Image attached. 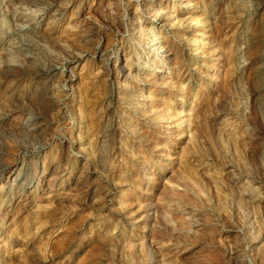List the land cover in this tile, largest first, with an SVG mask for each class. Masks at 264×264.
Returning a JSON list of instances; mask_svg holds the SVG:
<instances>
[{"label":"rangeland","instance_id":"obj_1","mask_svg":"<svg viewBox=\"0 0 264 264\" xmlns=\"http://www.w3.org/2000/svg\"><path fill=\"white\" fill-rule=\"evenodd\" d=\"M18 1L0 0V264H264V0ZM46 6L37 55L12 52L18 17ZM134 6L166 40L162 71L141 69Z\"/></svg>","mask_w":264,"mask_h":264},{"label":"bare ground","instance_id":"obj_2","mask_svg":"<svg viewBox=\"0 0 264 264\" xmlns=\"http://www.w3.org/2000/svg\"><path fill=\"white\" fill-rule=\"evenodd\" d=\"M14 1H18V0H14ZM23 0H19L18 2L19 3H21ZM25 1V0H24ZM45 1V0H44ZM61 1V0H60ZM62 1H64V0H62ZM70 1V0H69ZM144 1V0H143ZM36 6H38V4H39V2H37L36 0H34V1H32ZM41 2V1H40ZM43 2V1H42ZM49 2H51V1H49ZM65 2V1H64ZM145 2V1H144ZM45 3H48V2H45ZM53 3V2H52ZM66 3H67V1H66ZM69 3V2H68ZM73 3V2H72ZM18 4V3H17ZM23 4V3H22ZM145 4V3H144ZM149 4V3H148ZM40 5V4H39ZM48 5V4H47ZM52 5V4H51ZM68 5V4H67ZM82 5V4H81ZM137 5V4H136ZM141 5V4H140ZM151 5V4H150ZM32 6V5H31ZM57 6V5H56ZM64 6V5H63ZM142 6V5H141ZM57 7H59V6H57ZM134 7H136V6H134ZM138 7V6H137ZM137 7L136 8H134V13L136 12L135 10L137 9ZM148 7V6H147ZM185 7V6H184ZM188 7H192V5L191 4H188ZM76 8V7H75ZM57 10H58V8H56ZM48 7L46 6L45 8H39V7H36V8H34V10H32V11H28V12H24V13H22V15L21 16H19L18 17V21L19 22H16V27H15V32H14V37L12 38V41H11V51L12 52H17L18 54L19 53H21V55H23L24 57H29V58H34L37 54H35V52H36V50H35V52H34V49H35V46H34V44L35 43H33V42H38V41H40L39 40V38H40V35L41 34H39L38 33V29L39 28H41V24H42V22L44 21V19L47 17V15H48ZM62 10V9H61ZM74 10V9H73ZM51 11V10H50ZM56 10H54V12H53V15H54V13H56V14H58V15H60V20H65L66 18H68L67 16H66V14H65V10H62L61 12H59V11H57V12H55ZM79 11V10H78ZM146 11H148V10H146ZM145 11V12H146ZM141 12V11H140ZM145 12H143V13H145ZM150 12L152 13V14H149V15H151V17H153L154 19H157V20H160L161 19V21L165 18V12L163 13L162 12V7L160 6V5H158L157 4V6L156 7H154V8H152V10H150ZM19 13H21V11H19ZM69 13V12H68ZM71 14H72V12H71ZM138 14V13H137ZM136 13H135V15H136V20H137V25H138V29H137V31H135L136 30V28H135V32H138V41H137V43L139 44V46H141V48H142V51H140L141 53H143V54H141V55H143L144 56V58H146V59H148L149 60V58L151 57V59H150V61H151V64H148V63H146L145 61H144V63H145V65H144V67L145 68H141V69H145V71H146V69H147V71L149 72V71H155V70H157V71H162V68H161V66H164L163 64H164V58L166 57V55H165V53H163V52H165L166 51V40L163 38V36H160L159 35V33H157V31H155L153 28V26H154V23H153V21L152 20H149V19H144V21L145 20H148V23H146L147 25L146 26H148V27H145V26H143V20H142V18H140L141 17V14H139V15H137ZM146 14V13H145ZM168 14H169V12H168ZM9 15V14H8ZM80 17H82L80 14H77V15H75V16H73L72 18H73V21L71 20V18H68L67 19V23H66V25H64L65 27L63 28V30L62 31H72L73 30V32L76 30L75 28L76 27H78V26H76L78 23H79V18ZM53 18V17H52ZM57 18V17H56ZM167 18V17H166ZM47 20V19H46ZM81 21V20H80ZM84 21V20H83ZM119 21V20H118ZM117 21V22H118ZM133 21V20H132ZM46 22V21H45ZM64 22V21H63ZM94 22V21H93ZM120 22V21H119ZM14 23V22H13ZM123 23V22H122ZM122 23H121V25H122ZM145 23V22H144ZM80 24V23H79ZM113 24H115V23H113ZM117 25V24H116ZM119 25V24H118ZM200 26V23H199V25H198V27ZM116 27V26H115ZM171 27V26H170ZM98 28H101V27H98ZM119 28H121V27H119ZM56 29V28H55ZM104 29V28H103ZM109 29V28H108ZM132 29H134V28H132ZM177 29V28H176ZM101 30V29H100ZM115 30H116V28H115ZM119 30V29H118ZM122 30V29H121ZM127 31V30H126ZM125 31V32H126ZM79 33L80 31L78 30H76V32L73 34V36H75V34L76 33ZM118 32H120V31H118ZM123 32V31H122ZM130 32V31H129ZM128 32V33H129ZM41 33V32H40ZM60 33V32H59ZM67 33V32H66ZM69 33V32H68ZM65 34V33H64ZM80 34V33H79ZM122 34V33H121ZM130 34V33H129ZM133 34V33H132ZM47 35H49V34H47ZM60 35H61V33L59 34V37H60ZM66 35V34H65ZM64 35V36H65ZM68 35V34H67ZM78 35V34H77ZM131 35V34H130ZM51 36V35H50ZM71 37H72V35H70ZM132 36V35H131ZM135 36V35H134ZM66 37H68V36H66ZM125 37V36H124ZM63 38V37H62ZM70 38V37H69ZM74 38V37H73ZM79 38V37H78ZM133 38V37H132ZM130 39V38H129ZM134 39V38H133ZM63 40V39H62ZM70 40V39H69ZM79 40V39H78ZM67 41V40H66ZM77 42V41H76ZM79 42V41H78ZM122 42V41H121ZM134 42V41H133ZM40 43V42H39ZM70 44H72V43H70ZM75 44V43H74ZM73 44V45H74ZM80 44V43H79ZM143 45H145V46H143ZM195 45H198L197 43L195 44ZM72 46V45H71ZM75 47V46H74ZM77 47V46H76ZM137 48H138V46H137ZM79 49V48H78ZM83 52L81 51V50H73V48L72 49H70V51L69 52H67L65 55H64V57H62V61H55V60H53V59H51V61L52 62H50L49 64H48V70L49 71H55V70H60V74L64 71V70H68V67H67V65H66V63L67 62H77L81 57H82V54ZM128 56V55H127ZM111 57V56H110ZM115 57V56H114ZM118 57V56H117ZM53 58V57H52ZM124 58V57H123ZM131 58V57H130ZM107 60V59H106ZM113 60V59H112ZM130 60V59H129ZM55 61V62H54ZM116 61V60H115ZM91 62V61H90ZM93 63V62H92ZM106 63V62H105ZM121 63V62H120ZM91 64V63H90ZM108 64H109V62H108ZM89 65V64H88ZM92 65V64H91ZM121 65V64H120ZM131 62H129V61H127V58L124 60V62H123V64L119 67V69H118V75H120V78L122 77V78H124L123 79V81L121 82V86L123 87V88H126V90H127V88H129V79H130V75H131ZM106 66V65H105ZM108 66V65H107ZM113 66L114 67H116V64H113ZM93 67V66H92ZM98 67H100V66H98ZM88 69V68H87ZM91 69V68H90ZM114 69H116V68H114ZM97 70V69H96ZM100 70H101V68H100ZM92 71V70H91ZM95 72V71H94ZM98 72V71H97ZM101 71H99L98 73H100ZM116 73V72H115ZM158 73V72H157ZM70 75H71V73H70ZM73 75V74H72ZM96 75H97V73H96ZM91 76H92V74H91ZM95 76V75H94ZM118 77V76H117ZM136 78V77H135ZM119 80H121V79H119ZM120 86V85H119ZM62 87V89H64V88H67V87H65V85H63V86H61ZM118 87V86H117ZM124 90V89H123ZM122 90V91H123ZM129 91V90H128ZM125 93V92H124ZM116 98V97H115ZM119 98V97H118ZM120 99V98H119ZM124 99V98H123ZM125 100V99H124ZM9 115H11V114H9ZM124 116V115H123ZM190 119V118H189ZM28 121V122H27ZM26 122H25V126H28V125H30L31 123L29 122L30 120H27ZM18 123V122H17ZM23 123V122H22ZM27 123H28V125H27ZM34 124V123H33ZM29 127H32V126H29ZM23 128H25L24 126H23ZM28 128V127H27ZM25 129V130H28V129H30V128H28V129ZM194 139H197V138H194ZM196 141V140H195ZM194 142V141H193ZM183 149V148H182ZM186 149V148H185ZM184 149V150H185ZM180 151V150H179ZM183 151V150H182ZM183 153H184V151H183ZM188 153V152H187ZM179 156H180V153H179ZM183 156V155H182ZM188 157V156H187ZM186 158V157H185ZM139 164V163H138ZM145 167V166H144ZM177 167H179V164H178V166ZM181 167L182 166H180V169H181ZM141 168V167H140ZM191 168V167H190ZM177 169H179V168H177ZM179 169V170H180ZM183 169H187L188 170V166L187 167H185L184 166V168H182V170ZM140 170V169H139ZM178 170V171H179ZM181 170V171H182ZM187 170H186V174H185V176H187L188 174H187ZM183 171H185V170H183ZM182 171V172H183ZM182 172H180V173H182ZM183 174V173H182ZM20 175L21 174H18V178L20 177ZM184 175V174H183ZM188 177V176H187ZM167 181V185L169 184L168 183V180H166ZM165 181V182H166ZM192 181V180H191ZM173 182V181H172ZM171 183V182H170ZM186 183V182H185ZM174 184V183H173ZM172 183H171V185H170V189L169 188H167V191H165V194L167 193V195L165 196V198L164 197H162V195H164L163 193H162V195H161V197H162V199H164V203H166V204H168V205H171V203L173 204H175V206L176 207H174V209H177L179 212H181V213H183V214H185L186 213V215H187V213H193V210H189V211H187L188 210V208H185V207H183L184 205H182V201H181V197L182 196H180V194L179 193H181V192H177L176 191V189H179L180 188V186L181 185H179V188H178V186H176V184L175 185H173ZM27 185V184H26ZM169 186V185H168ZM135 187V186H134ZM186 189L185 187H183L182 186V189ZM165 189H164V186H163V191H164ZM181 191V190H180ZM160 192V191H159ZM184 192H185V190H184ZM186 192H187V190H186ZM185 192V193H186ZM161 193H159V195H160ZM178 196V198L176 199V198H172V196H175V197H177ZM171 196V197H170ZM185 196V195H184ZM128 197V196H127ZM134 197V196H133ZM187 196H185L184 198H186ZM157 199H158V197H157ZM159 200V199H158ZM177 200V201H176ZM188 200V199H187ZM160 201V200H159ZM186 201V200H185ZM143 202V201H142ZM142 202H140V203H142ZM181 202V203H180ZM133 203V202H132ZM157 203H159V202H157ZM185 203V202H184ZM239 203V202H238ZM161 206L163 205L164 206V204H162V202L161 203H159ZM173 204V205H174ZM186 204H188L187 202H186ZM185 204V205H186ZM129 205V204H128ZM156 205V204H155ZM154 205V206H155ZM138 206H139V204H138ZM142 206V205H141ZM153 206V207H154ZM158 206V205H157ZM157 206H156V208H157ZM160 206V207H161ZM190 207H192V205L190 204L189 205ZM140 207V206H139ZM152 207V206H151ZM167 208L169 207V206H166ZM164 208V207H163ZM166 208V209H167ZM194 208V207H193ZM141 209H142V207H141ZM144 209V208H143ZM245 209V208H244ZM138 210V209H137ZM169 210V209H168ZM171 210H173V209H170V211ZM145 211V210H144ZM166 211V210H165ZM175 211V210H174ZM198 211V210H197ZM167 212V211H166ZM176 212V211H175ZM178 212V213H179ZM192 213H191V215H192ZM170 215V214H169ZM194 215V214H193ZM197 216V215H196ZM195 216V217H196ZM183 217V216H182ZM189 218V216L187 215L186 217H184V219L185 218ZM188 218H187V220H188ZM191 218H193V217H191ZM191 218H190V220H191ZM162 219V218H161ZM183 218H182V221L184 220ZM195 219V218H194ZM179 220H180V217H179ZM196 220V219H195ZM185 221V220H184ZM190 222V221H189ZM193 222V221H192ZM167 223V222H166ZM169 223V222H168ZM160 224V223H159ZM190 224H191V222H190ZM151 237V236H150ZM147 237H145V235L142 237V239H141V241H140V243H139V249L141 250V252H142V254L143 255H147V253L149 252V244H147V239H146ZM140 250H139V252H140ZM211 255V254H210ZM139 258H140V256H139ZM139 258H138V260H139ZM146 258V257H145ZM141 260H143L144 261V258H142ZM139 262V261H138ZM141 262V261H140ZM145 262V261H144ZM144 262H142V263H144Z\"/></svg>","mask_w":264,"mask_h":264}]
</instances>
